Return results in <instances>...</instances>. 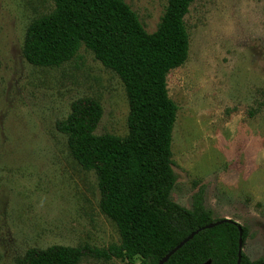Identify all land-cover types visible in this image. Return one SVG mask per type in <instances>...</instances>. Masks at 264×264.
I'll return each instance as SVG.
<instances>
[{
	"label": "rangeland",
	"instance_id": "374dc122",
	"mask_svg": "<svg viewBox=\"0 0 264 264\" xmlns=\"http://www.w3.org/2000/svg\"><path fill=\"white\" fill-rule=\"evenodd\" d=\"M148 33L168 0H124ZM52 0H0V264H17L31 247L106 249L120 243L99 208L93 171L71 157L55 128L79 98L100 102L95 133L127 134L129 112L119 76L81 46L57 67L29 64L28 24L50 13ZM186 61L167 76L175 103L171 198L190 208L203 190L218 218L248 230L244 253L264 256V0H193L185 17ZM84 255L78 264H138Z\"/></svg>",
	"mask_w": 264,
	"mask_h": 264
},
{
	"label": "trees",
	"instance_id": "16d2710c",
	"mask_svg": "<svg viewBox=\"0 0 264 264\" xmlns=\"http://www.w3.org/2000/svg\"><path fill=\"white\" fill-rule=\"evenodd\" d=\"M53 10L32 20L22 54L35 66L57 67L81 46L114 71L128 98V131L124 136L97 134L102 107L93 98L71 103L55 128L66 136L71 157L93 171L100 192L99 208L116 226L120 243L106 249L89 245L31 247L17 264H78L87 254L138 257V264H157L192 231L216 221L204 205L203 190L187 208L171 198L172 129L177 107L168 95L166 76L182 65L189 51L184 17L193 0H168L152 33L124 0H52ZM239 226L242 248L248 230L233 219L200 230L163 264H237ZM239 264H264L242 250Z\"/></svg>",
	"mask_w": 264,
	"mask_h": 264
},
{
	"label": "water",
	"instance_id": "95a60500",
	"mask_svg": "<svg viewBox=\"0 0 264 264\" xmlns=\"http://www.w3.org/2000/svg\"><path fill=\"white\" fill-rule=\"evenodd\" d=\"M229 220L228 218H221V219H218L216 221H213L211 223H208L194 231H192L191 233L188 234L187 237H185L184 239H182L179 243H177V245H175L172 249H170L160 260L157 264H163L165 263L168 258L173 254L175 253L180 247H182V245H184L189 239H191L195 234H197L200 230H203V229H207V228H211L213 226H216L224 221H227ZM239 235H240V238H239V243H238V263L240 262V253L241 251L243 250L242 248V238H241V235H242V230H241V226H239ZM203 264H210V261H206L205 263Z\"/></svg>",
	"mask_w": 264,
	"mask_h": 264
}]
</instances>
